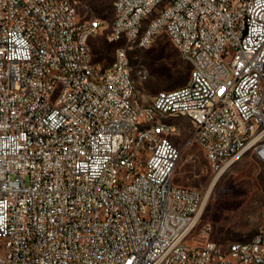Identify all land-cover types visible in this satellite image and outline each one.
<instances>
[{
    "label": "built area",
    "instance_id": "obj_1",
    "mask_svg": "<svg viewBox=\"0 0 264 264\" xmlns=\"http://www.w3.org/2000/svg\"><path fill=\"white\" fill-rule=\"evenodd\" d=\"M149 6L162 22L140 42L166 33L191 70L141 104L126 87L132 37L109 31L127 50L87 69L75 29L91 41L99 21L71 0H0V264H264V226L225 249L210 224L196 230L202 194L174 183L182 147L157 124L189 114L187 144L220 172L247 151L264 163V0H114L117 30L133 36Z\"/></svg>",
    "mask_w": 264,
    "mask_h": 264
},
{
    "label": "rangeland",
    "instance_id": "obj_2",
    "mask_svg": "<svg viewBox=\"0 0 264 264\" xmlns=\"http://www.w3.org/2000/svg\"><path fill=\"white\" fill-rule=\"evenodd\" d=\"M71 1L82 18L102 21L90 48L96 63L109 64L118 46L107 39L114 20V0ZM122 43L127 47L126 41ZM128 56L133 66L135 97L141 104L151 103L160 91L182 87L189 81V62L181 57L164 32L156 35L148 47L140 48L132 42ZM163 120L175 125L173 141L182 147L174 183L195 188L203 197L196 230L210 224L211 239L223 249L232 242L251 240L264 226V163L247 151L220 172L208 163L198 143L187 144L194 131L187 116L174 114Z\"/></svg>",
    "mask_w": 264,
    "mask_h": 264
},
{
    "label": "bare ground",
    "instance_id": "obj_3",
    "mask_svg": "<svg viewBox=\"0 0 264 264\" xmlns=\"http://www.w3.org/2000/svg\"><path fill=\"white\" fill-rule=\"evenodd\" d=\"M171 2H174V0H160L161 5H169L171 4ZM94 20L99 21V23H96L94 25V36H95L102 27V21L98 19H94ZM159 22H162V15L156 14V6H149V8L146 10V15H144V20H142V26L138 28V30L135 31L134 35L132 36V30H117V19H116V14L114 12V20L111 25L110 31H116V37H132V42L137 47L143 48V47H148L151 44V42H140L147 36V33H149V25H156V23ZM83 37H84V29H75V38L83 39L82 47L84 48V52H88L86 67L87 69H94V66H96V62L94 61L91 52L90 38H83ZM59 38H67V31H59ZM123 41L125 40L122 38L113 39L112 42L118 43V46L115 49L113 59H115L117 51L127 50V47L124 46L122 43ZM124 62L126 63V66H128V70L133 71V66L128 54H124ZM28 67L29 68L40 67V59L39 58L29 59ZM95 77H102V70H95ZM126 87H128V90H135L133 72H126ZM170 115H174V114H170ZM183 115L187 116L192 123V117L189 116V114H183ZM164 117L167 116L157 117V124L173 125L165 122L163 120ZM175 131L176 129H172V134ZM138 139H139V132H132V137H130V140L127 141V149L120 150L119 153H117V162H125L127 161L128 157H131V151H135L138 147ZM151 141H159V133H152ZM146 216H155V207H146ZM7 246H14V239H7ZM27 248H35V238H27Z\"/></svg>",
    "mask_w": 264,
    "mask_h": 264
}]
</instances>
